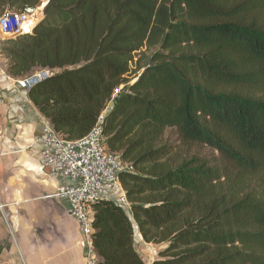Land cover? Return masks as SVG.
Returning a JSON list of instances; mask_svg holds the SVG:
<instances>
[{
  "label": "trees",
  "instance_id": "trees-1",
  "mask_svg": "<svg viewBox=\"0 0 264 264\" xmlns=\"http://www.w3.org/2000/svg\"><path fill=\"white\" fill-rule=\"evenodd\" d=\"M39 0H0L7 9ZM31 34L9 40L7 73H51L29 100L66 139L102 114L128 211L92 205L96 264H264V0H46ZM174 128L216 151L174 164ZM223 180V181H222Z\"/></svg>",
  "mask_w": 264,
  "mask_h": 264
},
{
  "label": "crops",
  "instance_id": "crops-1",
  "mask_svg": "<svg viewBox=\"0 0 264 264\" xmlns=\"http://www.w3.org/2000/svg\"><path fill=\"white\" fill-rule=\"evenodd\" d=\"M16 79L0 74V264H86L79 225L55 195L63 180L40 165L45 118Z\"/></svg>",
  "mask_w": 264,
  "mask_h": 264
},
{
  "label": "built area",
  "instance_id": "built-area-1",
  "mask_svg": "<svg viewBox=\"0 0 264 264\" xmlns=\"http://www.w3.org/2000/svg\"><path fill=\"white\" fill-rule=\"evenodd\" d=\"M37 10V7L5 10L0 15V35L31 34L36 23L33 22V16ZM0 74L10 77L1 67ZM49 74L46 70L34 72L29 77L16 79L15 84L28 90ZM102 118L101 114L89 132L77 139L62 137L44 119L37 138L41 145V167L52 176L63 180L57 185L55 195L66 200L68 214L79 225L82 244L86 248V264H95L91 245L92 205L105 198L129 208L118 175L122 171H131L132 168L129 164L121 162L115 153L106 149L102 135ZM3 207L4 204L0 203L1 215Z\"/></svg>",
  "mask_w": 264,
  "mask_h": 264
},
{
  "label": "rangeland",
  "instance_id": "rangeland-1",
  "mask_svg": "<svg viewBox=\"0 0 264 264\" xmlns=\"http://www.w3.org/2000/svg\"><path fill=\"white\" fill-rule=\"evenodd\" d=\"M46 0H39L38 3L34 6L39 8L42 5V9L40 11L35 12L33 16V22H36L35 25L43 18V9L46 5ZM11 10H17L15 8ZM41 13L39 15L38 13ZM34 25V26H35ZM17 36H6L0 35V67L5 70L7 68V58L3 53V48L7 47V43L9 40L16 39ZM50 72V71H49ZM51 73V72H50ZM166 141L171 145L172 152L170 155V161L174 164L179 163L183 159H187L192 156H200L202 158H206L209 160H216L218 158V154L216 151L205 145H199L194 143H185L182 142L174 128H167L161 138V142ZM216 158V159H215ZM223 181V180H222ZM127 213L128 207H125ZM134 229V246L138 254L141 256L145 264H151L154 259L158 257V252L165 247L164 243L154 244V243H145L141 236L139 235L136 225L133 224Z\"/></svg>",
  "mask_w": 264,
  "mask_h": 264
},
{
  "label": "bare ground",
  "instance_id": "bare-ground-1",
  "mask_svg": "<svg viewBox=\"0 0 264 264\" xmlns=\"http://www.w3.org/2000/svg\"><path fill=\"white\" fill-rule=\"evenodd\" d=\"M42 7H43V6H42V5H40V6H39V9H38V11H40V10L42 9ZM38 14H39V15H41V13H40V12H39Z\"/></svg>",
  "mask_w": 264,
  "mask_h": 264
},
{
  "label": "snow or ice",
  "instance_id": "snow-or-ice-1",
  "mask_svg": "<svg viewBox=\"0 0 264 264\" xmlns=\"http://www.w3.org/2000/svg\"><path fill=\"white\" fill-rule=\"evenodd\" d=\"M25 30H27V28H25Z\"/></svg>",
  "mask_w": 264,
  "mask_h": 264
}]
</instances>
